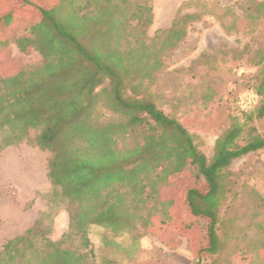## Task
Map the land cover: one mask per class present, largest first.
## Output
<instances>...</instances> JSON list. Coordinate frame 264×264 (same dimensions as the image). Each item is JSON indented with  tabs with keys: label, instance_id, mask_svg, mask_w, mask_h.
I'll return each mask as SVG.
<instances>
[{
	"label": "trees",
	"instance_id": "obj_1",
	"mask_svg": "<svg viewBox=\"0 0 264 264\" xmlns=\"http://www.w3.org/2000/svg\"><path fill=\"white\" fill-rule=\"evenodd\" d=\"M193 19V15H177L168 29L155 33L146 62L141 59L139 65L147 73L139 72L126 87L130 97L118 94L117 115L96 117L91 94L84 91L90 78L83 81V74L80 84H74L72 68L84 62L90 76L112 70L107 75L121 81L125 74L111 69L100 55L108 48H97L93 39H103L102 32L111 37L121 32L127 41L130 30L135 36L142 28L147 31L152 22L147 1L0 0V153L21 144L48 152L50 186L41 215L1 246L0 264H96L91 229L118 236L140 225L148 231L154 217L172 222L169 203L160 198V191L172 177L185 172L196 183L186 191V208L204 221L205 244L195 254V263L216 262L226 250L228 226L235 242L229 255L239 249L236 243L242 238L253 250V262L258 261L257 252L264 249V219L255 233L237 234L238 215L228 209L232 195L240 190L252 202L260 198L248 186H238L229 167L236 159L264 150V137L250 128L264 116V59L257 62L260 81L252 88L261 106L242 110L245 114L215 140L210 159L149 93L163 66L162 55L182 42L185 25ZM15 25L27 26V35L15 36L12 42L21 52L35 50L40 64H4L9 42L1 30ZM123 46L119 48L124 50ZM61 210L68 215L67 230L53 241L52 221Z\"/></svg>",
	"mask_w": 264,
	"mask_h": 264
},
{
	"label": "rangeland",
	"instance_id": "obj_2",
	"mask_svg": "<svg viewBox=\"0 0 264 264\" xmlns=\"http://www.w3.org/2000/svg\"><path fill=\"white\" fill-rule=\"evenodd\" d=\"M146 1L152 15L147 31L142 28L135 36L132 29L127 41L120 37L121 32L118 36L115 32L113 37L102 32L103 39L109 38L105 41L102 37L93 39L97 48H108L107 53L100 55L111 69L118 72L119 68L125 74L121 81L113 74L107 75L112 70L90 76L81 62L79 68L71 67L74 84H80L83 74V81L90 78L84 91L91 94L93 110L98 112L95 116L117 115L115 111L121 110L116 106L118 94L130 97L131 90L125 91L126 87L137 79L136 74L147 73V68L143 66L140 71L139 65L141 59L147 58L155 33L168 29L177 15H193L194 19L185 25L182 42L162 55L163 66L156 73L149 93L158 108L175 118L210 159L215 140L245 114L242 110L250 112L261 106L252 88L260 81L261 66L257 62L261 57L264 59V0ZM27 28L15 25L1 30L2 38L9 42L4 64L10 61L17 65L40 64V55L35 50L22 53L11 41L15 36L27 35ZM122 44L124 50L119 48ZM102 105L110 106L111 110ZM250 128L264 137V116ZM48 157V152L27 144L8 147L0 153V249L45 210L43 197L50 187L46 177ZM229 171L236 174L238 186H248L260 198L252 202L251 196L241 195L240 190L237 196L232 195L228 209L232 215H238L237 234L255 233L256 225L264 219V150L234 160ZM195 186L193 176L185 172L172 177L161 189L160 198L169 203L172 222L154 217L148 231L140 225L136 231L118 236L103 229H91L89 237L96 264H196L195 254L205 244L204 221L192 217L184 202L187 189ZM67 226L68 215L61 210L53 218L50 239H60ZM227 228L226 250L214 264H261L264 249L257 252L259 262H253V250L242 238L236 243L239 249L229 255L235 242L229 237L230 226ZM201 264L213 263L209 259Z\"/></svg>",
	"mask_w": 264,
	"mask_h": 264
},
{
	"label": "crops",
	"instance_id": "obj_3",
	"mask_svg": "<svg viewBox=\"0 0 264 264\" xmlns=\"http://www.w3.org/2000/svg\"><path fill=\"white\" fill-rule=\"evenodd\" d=\"M12 41V40H11ZM13 43V42H12ZM14 44V43H13ZM15 45V44H14ZM15 47L17 48V46L15 45ZM18 49V48H17ZM19 50V49H18ZM20 51V50H19ZM21 52V51H20ZM22 53H24V52H22ZM29 227V226H28ZM27 227V228H28ZM27 228H25L20 234H22ZM20 234H18V235H20Z\"/></svg>",
	"mask_w": 264,
	"mask_h": 264
}]
</instances>
